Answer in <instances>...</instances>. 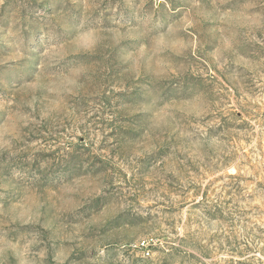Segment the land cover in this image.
I'll use <instances>...</instances> for the list:
<instances>
[{"label": "rangeland", "instance_id": "374dc122", "mask_svg": "<svg viewBox=\"0 0 264 264\" xmlns=\"http://www.w3.org/2000/svg\"><path fill=\"white\" fill-rule=\"evenodd\" d=\"M0 264H264V0H0Z\"/></svg>", "mask_w": 264, "mask_h": 264}, {"label": "built area", "instance_id": "2783aa9c", "mask_svg": "<svg viewBox=\"0 0 264 264\" xmlns=\"http://www.w3.org/2000/svg\"><path fill=\"white\" fill-rule=\"evenodd\" d=\"M151 240H146V241H141L139 243V248L143 251L144 257H149L150 256V246H151Z\"/></svg>", "mask_w": 264, "mask_h": 264}]
</instances>
